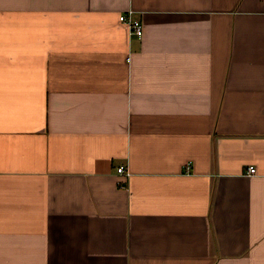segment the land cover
Returning <instances> with one entry per match:
<instances>
[{
    "label": "crops",
    "instance_id": "obj_1",
    "mask_svg": "<svg viewBox=\"0 0 264 264\" xmlns=\"http://www.w3.org/2000/svg\"><path fill=\"white\" fill-rule=\"evenodd\" d=\"M0 264H264V0H0Z\"/></svg>",
    "mask_w": 264,
    "mask_h": 264
},
{
    "label": "built area",
    "instance_id": "obj_2",
    "mask_svg": "<svg viewBox=\"0 0 264 264\" xmlns=\"http://www.w3.org/2000/svg\"><path fill=\"white\" fill-rule=\"evenodd\" d=\"M119 20L128 25L131 32L138 35L139 37H142V34H143V26H142V23L139 19H136V18H133L127 14H121L120 17H119ZM118 172L119 173H125L127 176L130 175V173H128V171L126 170V168L124 166H121L118 168ZM248 172L250 174H255L256 173V168L254 166H250L248 168Z\"/></svg>",
    "mask_w": 264,
    "mask_h": 264
}]
</instances>
